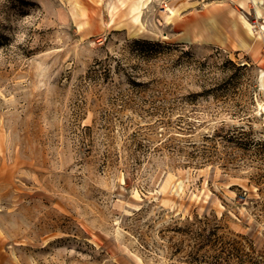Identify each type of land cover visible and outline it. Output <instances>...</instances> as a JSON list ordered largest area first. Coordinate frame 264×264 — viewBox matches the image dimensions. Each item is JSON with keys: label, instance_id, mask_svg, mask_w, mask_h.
<instances>
[{"label": "rangeland", "instance_id": "1", "mask_svg": "<svg viewBox=\"0 0 264 264\" xmlns=\"http://www.w3.org/2000/svg\"><path fill=\"white\" fill-rule=\"evenodd\" d=\"M158 13L0 0V264H264V64Z\"/></svg>", "mask_w": 264, "mask_h": 264}, {"label": "crops", "instance_id": "2", "mask_svg": "<svg viewBox=\"0 0 264 264\" xmlns=\"http://www.w3.org/2000/svg\"><path fill=\"white\" fill-rule=\"evenodd\" d=\"M178 1L171 2L164 23L169 30L163 35L183 43L232 47L248 55L250 61L264 64V0H237L234 6Z\"/></svg>", "mask_w": 264, "mask_h": 264}, {"label": "built area", "instance_id": "3", "mask_svg": "<svg viewBox=\"0 0 264 264\" xmlns=\"http://www.w3.org/2000/svg\"><path fill=\"white\" fill-rule=\"evenodd\" d=\"M173 0H157L158 9L161 13L169 14L171 10V2ZM199 6H205L212 3H224L227 5L234 6L237 0H194ZM254 0H249L253 2Z\"/></svg>", "mask_w": 264, "mask_h": 264}]
</instances>
